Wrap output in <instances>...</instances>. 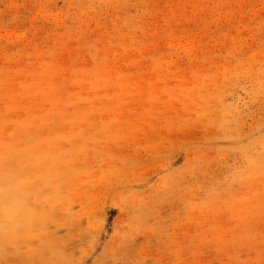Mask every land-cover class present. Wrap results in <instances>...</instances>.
<instances>
[{"label":"rangeland","instance_id":"1","mask_svg":"<svg viewBox=\"0 0 264 264\" xmlns=\"http://www.w3.org/2000/svg\"><path fill=\"white\" fill-rule=\"evenodd\" d=\"M0 264H264V0H0Z\"/></svg>","mask_w":264,"mask_h":264}]
</instances>
